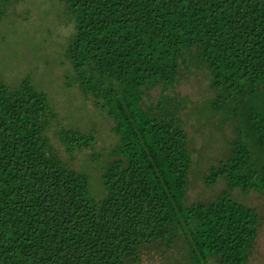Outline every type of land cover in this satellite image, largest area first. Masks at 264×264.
Returning <instances> with one entry per match:
<instances>
[{
    "label": "trees",
    "instance_id": "obj_1",
    "mask_svg": "<svg viewBox=\"0 0 264 264\" xmlns=\"http://www.w3.org/2000/svg\"><path fill=\"white\" fill-rule=\"evenodd\" d=\"M19 1L0 0V23ZM61 1L74 27L68 85L112 120L117 143L96 198L47 136L46 94L0 81V264H138L177 240L189 264H247L260 218L232 193L264 194V0ZM192 66L232 135L205 179L224 188L187 203L193 152L170 91ZM57 137L68 154L96 142L61 126Z\"/></svg>",
    "mask_w": 264,
    "mask_h": 264
},
{
    "label": "rangeland",
    "instance_id": "obj_2",
    "mask_svg": "<svg viewBox=\"0 0 264 264\" xmlns=\"http://www.w3.org/2000/svg\"><path fill=\"white\" fill-rule=\"evenodd\" d=\"M73 32L61 0H20L11 6L0 23V81L15 89L23 79H28L37 91L46 94L56 114L47 130L53 148L69 168L88 176L90 192L99 198L104 193L100 175L111 160L117 137L112 120L76 84L68 85L73 72L65 50ZM208 84V73L192 66L182 69L178 85L170 91L179 103L180 118L193 152L187 203L211 201L224 188L222 182L205 183L209 167L228 155L226 141L232 135L230 124L219 126V118L211 114L209 103L214 94ZM158 92H151V102L156 101ZM60 126L93 134L95 145L68 154L57 137ZM232 196L259 215L258 235L247 264H264V194L235 190ZM138 264L189 263L184 244L177 240L171 248L154 245L144 249Z\"/></svg>",
    "mask_w": 264,
    "mask_h": 264
}]
</instances>
